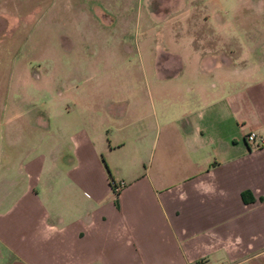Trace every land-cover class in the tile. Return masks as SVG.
Returning a JSON list of instances; mask_svg holds the SVG:
<instances>
[{
  "label": "crops",
  "instance_id": "0c3cea01",
  "mask_svg": "<svg viewBox=\"0 0 264 264\" xmlns=\"http://www.w3.org/2000/svg\"><path fill=\"white\" fill-rule=\"evenodd\" d=\"M202 3L217 49L197 50L193 33L166 40L176 71L169 103L152 108V143L137 137L130 153L109 136L123 126L59 74L42 72L51 104L39 122L0 104V264H264V143L244 139L264 138V55L220 50L224 0ZM128 152L133 164L117 168Z\"/></svg>",
  "mask_w": 264,
  "mask_h": 264
},
{
  "label": "rangeland",
  "instance_id": "374dc122",
  "mask_svg": "<svg viewBox=\"0 0 264 264\" xmlns=\"http://www.w3.org/2000/svg\"><path fill=\"white\" fill-rule=\"evenodd\" d=\"M193 1L0 0L1 106L27 105L39 122L51 104L42 72L59 74L58 87H70L80 93L82 104L106 110L113 123L123 126L109 136L124 137L130 153L137 137L152 143L153 133L146 131L154 120L152 108L169 103L165 96L173 83L164 75L176 71L165 59L171 49L166 40L193 33L205 40L197 50L217 49L206 44L216 17L203 11L202 0L186 12V3ZM224 8V47L218 48L242 61L256 55L258 61L264 55V0H224ZM26 66L31 79L20 91ZM130 153L117 168L133 164Z\"/></svg>",
  "mask_w": 264,
  "mask_h": 264
},
{
  "label": "built area",
  "instance_id": "2783aa9c",
  "mask_svg": "<svg viewBox=\"0 0 264 264\" xmlns=\"http://www.w3.org/2000/svg\"><path fill=\"white\" fill-rule=\"evenodd\" d=\"M244 139L249 145L252 146V148H257L264 143L263 137L257 136L254 132H251V131L244 135ZM109 184L111 188L113 189L114 193H116L121 186V183H116L113 180H110ZM197 264H200V263L198 262Z\"/></svg>",
  "mask_w": 264,
  "mask_h": 264
}]
</instances>
